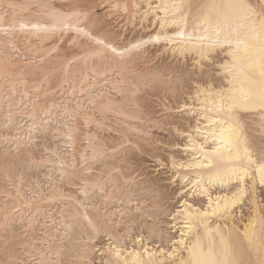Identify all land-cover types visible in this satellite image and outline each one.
<instances>
[{
  "label": "bare ground",
  "instance_id": "1",
  "mask_svg": "<svg viewBox=\"0 0 264 264\" xmlns=\"http://www.w3.org/2000/svg\"><path fill=\"white\" fill-rule=\"evenodd\" d=\"M72 1L61 7L55 0H0V146L10 145L12 151L26 146L31 151L32 138L41 131L61 139L60 146L43 147L49 154L45 158L37 160L27 152L29 163L50 168L44 189L31 179L34 183L23 190L19 172L12 174L18 180L5 173L16 181L9 178L10 191L2 181L7 191L1 185L0 225L6 232L10 229L6 242L22 238L18 244L23 250L17 254L10 243L7 247L13 251L5 255L12 264H264V207L258 194V189L264 191L259 171L264 165V33L260 17L249 18L245 7L259 12L264 0H98L107 18L123 16L124 31L151 30L152 42L159 44L157 57L167 55L181 63L189 58L202 72L203 65L220 56L214 63L216 82L188 79L191 87L179 102L160 104L166 118L176 115L182 121L166 123L182 141L168 146L166 164L157 160L178 188V206L161 210L154 204L162 196L156 190L153 207L148 206L169 213L162 221L165 230L160 221L141 227L134 213H144L138 206L149 181L122 174L113 159L123 143L139 150L147 143L136 97L141 88L163 85L161 92L174 94L183 82L174 89L178 80L165 79L171 70L163 73L162 68L144 66L146 72L137 71L134 62L145 58L141 43L127 50L126 43L116 45L106 35L100 38L104 44L83 40L102 18L85 0ZM225 17L228 27L221 25L217 34L214 26ZM70 32L74 51L69 57L58 42ZM237 38L246 41V51L236 49ZM241 89L248 99L240 98ZM110 117L120 127L122 141L107 149L90 128L103 131ZM104 145L109 155H104ZM8 147L0 157H6ZM94 160L102 162L98 167L104 171L97 168L101 172L93 175ZM136 195L141 197L132 200ZM93 198L99 199L94 203ZM16 224L23 235L14 233ZM101 234L107 239L99 245Z\"/></svg>",
  "mask_w": 264,
  "mask_h": 264
},
{
  "label": "rangeland",
  "instance_id": "2",
  "mask_svg": "<svg viewBox=\"0 0 264 264\" xmlns=\"http://www.w3.org/2000/svg\"><path fill=\"white\" fill-rule=\"evenodd\" d=\"M67 1L70 2V0H55V3L57 5L58 4L61 5V7L64 4L63 6L66 7L65 5L68 3ZM74 1H78V0H74ZM79 1H82V0H79ZM78 2H76V3H78ZM85 3H88L87 6H89L92 13L97 17H101L102 21H101V23H99V25L97 27L93 28L89 32L88 37H86L85 39L82 38L83 40H86L87 42H89V41L96 42L97 40H100L102 35H106L108 38H112L116 45L126 43L128 45L127 50H131L132 45L135 44L136 42L141 43L140 46L145 49V53H144L145 58L144 59H138L134 62V65L138 68L137 71L146 72L145 71L146 68L144 66H148L147 70L150 68L152 71L156 70V68H159V70H160V68H162L163 70H160V71L161 72L163 71V73H165V71L171 70L172 73L169 74V76H167L165 79L166 80L168 79L169 81L170 80H173V81L178 80L177 82H173L174 83V89H176L177 86H180V83H178V82H181V83L183 82L181 87H179L178 89L175 90L174 94L173 93L167 94L165 91L161 92L162 90L165 89L164 88L165 86H163V85L160 86V88L162 90L159 88V86L157 87V85L155 88H152L150 86H145V87L141 88L140 92L136 95V97H137V99L140 102L141 107H142V108H140L139 111H140L141 117L143 119L141 121V124L143 125L142 129L144 130V133H146V135H144V139H145V141H147V143L145 145L142 144V146L140 145V148H141L140 150H139V148H137V147H139L137 145H135V146H137L136 147L137 149H136L135 146L130 147L131 145L129 146L128 143L126 145H125V143H123L124 145H122V146L119 145L120 148L122 147L120 150H119V147L117 149H115V150H117V154H115V156L116 155L117 156H116V159H113V160H115L114 162H117L119 165L117 163L116 164L120 168H122V174H123V172H124V175H126L128 173V174L134 176L136 178V180H138L140 182L143 180L142 182L146 181V183H148L147 181H149V183L152 182L154 184V186H151L152 183L150 185L148 183V186L151 187V189H150L148 186H146V183H144L145 186L148 187L147 188L148 190H146V191L144 190L145 193L143 192L144 194L142 196V202H141L142 204L141 205L139 204V206H138V208H140L144 213L143 214H141V212H135L134 213L138 217L139 224H140V222L143 225L145 223V225L148 227L149 224L153 223V221L154 222L160 221L162 223V221L164 222L166 220V216H168L169 213L166 212V214L168 213L167 215L164 213L161 214L162 211H159L160 210L159 208L155 207L154 210H153V208L152 209L149 208V207H153L152 203L154 202V198L156 196V194H153L155 192L154 190H156L158 192L160 191L159 193H161L160 195H162L160 199H158L160 196L157 195L158 196V197L156 196L157 199L155 198L156 202H154V204L155 203L160 204V206L162 207L161 210L164 208H168V210L169 209L170 210L175 209L178 206L177 201H179L180 199L178 197V188L176 186H173L170 183V174L171 173L167 169H160V167L158 166L157 160H160L164 164H166L168 162L166 157L170 151L168 146H171L174 143H180L182 141L172 131V127L170 125H166V123L171 122V121L175 122V123H179L182 121L180 120L179 117H176V115L174 117H172L173 119H171V120L169 118H166L165 112H162V107L160 106V104L163 102L166 104L168 102L172 103L174 101L179 102L180 98L182 97L181 93L189 92V89L191 87V82H189L188 79L196 80L198 77H200V79H203V80L208 78V79H212L214 82H216L217 76H216V68L214 66V63H216V61L218 60V58H220V56L219 55L216 56L211 62L203 65L202 72H199L194 68L193 61L190 60L189 58L186 59V61L184 63H181V62L173 60L172 58L168 57L167 55L157 57L156 55H157V52L159 49V44H155L152 42L151 30L143 31V30H140L139 28H135V29L128 28L127 30L124 31V29L121 28V26H123V23H125V22H122L124 20L123 16H122V18L119 15H118L119 18H118V16H115V17L113 16L112 18H107L105 15V13H106L105 9H104L103 5H101L99 3L98 0H85ZM85 3L83 1L79 4H85ZM72 34L73 33L70 32L68 34V36L64 37L60 42H58L59 47L62 48L63 52L66 51L64 53H66V55L68 53V56L70 53L73 55V51H74L72 46L69 44V42H70L69 39H70V36ZM18 36H21V35L18 34ZM156 71H158V70H156ZM156 71H154V72H156ZM175 85H176V88H175ZM164 98H166V100H164ZM115 99H118L120 101L121 96L117 95L115 97ZM145 114L147 116H145ZM106 127H110V128L107 129ZM90 130L95 132L98 139L104 140L105 145H107V147L108 146L114 147L115 145L113 146V144L118 145V144H120L118 142L122 141V140H120L121 134H120V132H118V130H120V127L114 123L112 117H110L108 119V121L105 122V127H104L103 131L96 130L93 127H91ZM40 133H41V135L39 134V132H38V134L35 133L36 136H34V137H36V138H34V139L32 138V140H33V141L31 140L32 144L29 145L31 148V151H28L30 149H28V147L26 148V146H25V148L19 149V151L18 150L12 151L13 149H11V148L9 149V147H8L10 145L0 146V153H2V151L4 150V148H3L4 146L8 147V150H9L8 154L9 155L8 154L7 155L9 156V159L13 158L14 155L18 156V154L21 157L20 158L18 156L20 158L19 159L16 156V158L19 160H15L16 158L14 156V158H13L14 160L10 159L13 161L9 162L8 156L6 154H5L6 157L5 156L3 157L1 155L0 159H3L4 161L0 160V166L2 167L4 165L5 167L4 166L3 167L7 171L5 172L4 168H2L4 174H3L2 170L0 171V187H3L5 185L3 182H6V184L8 185V188H7V186H4L3 189L7 188L9 190V188H10V190H11V187H12L10 185V183H12L11 181L15 182L18 179L19 180L21 179L20 180L21 185H22L21 187L23 188V190L27 189L26 188L28 185L27 183H30V182L34 183V181H33L34 179L37 180L39 183H41L40 185L42 186L43 189L47 186V179L44 177V175L48 172V170L50 168L48 166L44 167L42 165L41 166H34V164H31V162L29 163L30 159L28 158L29 159L28 160L26 157H27L29 152L35 158H37V160L41 159L39 157L45 158L46 155L49 156L48 152L45 151L43 147H50L51 148L54 145L60 146V144L59 145H57V144L61 142V139L60 138L57 139L58 137H55V135L53 133H51L50 131L49 132L47 131V133L46 132L42 133V131H41ZM42 134H44V135L48 134V135L44 136ZM130 139L132 140L133 137L131 136ZM139 142H140V140H139ZM139 142H137V144ZM132 143H133V141H132ZM140 144H141V142H140ZM43 145H45V146H43ZM105 145H104L103 150H102L103 152H105L107 149L111 148V147L107 148ZM105 147L107 149H105ZM26 149H28V150H26ZM25 150H26V152H25ZM107 151H109V153H110V150H107ZM107 151L104 153L105 156L109 155ZM174 152H175V155L181 156V155H179L180 153L178 151L174 150ZM10 153H13V154L11 155ZM114 153H116V152L114 151ZM105 156H103V157H105ZM22 157H23V159L25 157V160H23ZM99 158H101V157H99ZM99 158H98V160H99ZM26 159L28 160V163L30 165H28V163L26 164V162H27ZM17 161L18 162L20 161L19 163H21V164H19ZM90 162H91L90 164H92L93 161H90ZM111 162H112V160H111ZM5 163H6V165H5ZM11 163H12V165L9 166V164H11ZM101 164H102V162H100V163H98L97 161L94 162V164L92 165L94 167V169L92 170L93 175L98 172L99 169H97V168H101V169H103L101 171H104V167H98ZM27 166L28 167L30 166L29 170H28ZM31 166H32V169L30 170ZM120 170L121 169H119V171ZM101 171H99V172H101ZM105 171H106V169H105ZM16 172H19L20 176H18L19 174H17ZM5 173L7 175L10 174L11 176H13L12 175L13 173L17 174L16 176H18L19 178L15 177V175H14L13 176V177H15L14 179L18 178L16 180H14L10 176L9 178H12V179L9 183L8 182L9 178H7L8 176L7 177L5 176ZM114 175H117L116 172L114 173ZM117 176H119V175H117ZM3 179H4V181H3ZM31 179H33V180H31ZM1 185H3V186H1ZM125 186L126 185H123V187H125ZM75 188L71 187L72 190L77 189V188L76 189ZM7 189L5 191H7ZM152 191H154V192H152ZM258 194H259V200H261L262 206L264 207V191L261 189H258ZM138 197L139 196L136 195V196L132 197L131 199L138 201ZM140 197H141V195H140ZM93 199H94L93 201L95 203V202H97V200L99 198L98 199L93 198ZM3 201H5L4 198H3L2 202ZM139 201H140V199H139ZM58 203L60 204V202H57V204L55 206L59 205ZM1 205L2 204L0 203V206ZM56 209L57 208H54L53 211L55 212ZM157 209H159L158 211L160 212L159 214H161L160 216H159V214H157L158 213V211H156ZM133 211L134 210H132V212ZM241 211H242V213H241L242 219H244L245 214H246V207H244ZM155 212H156V214H155ZM156 215L159 216V218H157V220L155 218ZM154 218H155V220H153ZM161 223H159V224L164 229L165 228L164 223H162V224ZM17 225L18 224L13 225V227H12L13 231L15 230L14 233L16 232L17 234L23 235L22 230L20 231L19 226H17ZM143 225L141 227H143V229L145 230L146 226L145 225L143 226ZM0 226L2 227V225H0ZM3 228H4V230H3ZM119 229H122V227H119ZM6 230H7L6 227L0 228V231H1L0 234L2 233L1 234L2 236H0V264H12V261L7 257L8 255L7 256L5 255V253H9V252H7V250L8 251L15 250L14 252H17V254H21L23 252V250H20L22 247L20 245V243H21L20 239H22V238H20V237H22V236H20V235L17 236L15 234L18 239L20 238L19 244H18L19 241H17V239H16V241H17V243H16L17 246H16V244H15L16 241L11 242V239H8V240H10L9 243H8V241L7 242L5 241L6 238H9L8 235L10 232V229H9V232L7 231L8 233L6 232ZM4 231H5V233H4ZM166 232H168V231H166ZM3 234H5V235H3ZM6 234H8V235L6 236ZM16 236L14 238H16ZM1 237H4V238H1ZM106 239L107 238H105L104 235L101 234L100 238H98L96 240V242H97V244L100 245V243ZM12 241H13V239H12ZM151 241L154 243L157 241V239L152 237ZM10 243H11V246H13V245L16 246V247L14 246V248L10 246L11 248H13V250L12 249L9 250L8 249L9 246L7 247V245H10ZM162 243L165 244L164 238H162ZM3 244H4V247H3ZM4 249L6 250V252ZM18 250H19V252L20 251H22V252L19 253ZM95 257H96V254L92 255V258H95ZM7 259H9L10 261ZM66 259H68V258H66ZM97 262L98 261L95 260V263H97ZM14 264H19V263L16 262Z\"/></svg>",
  "mask_w": 264,
  "mask_h": 264
},
{
  "label": "snow or ice",
  "instance_id": "3",
  "mask_svg": "<svg viewBox=\"0 0 264 264\" xmlns=\"http://www.w3.org/2000/svg\"><path fill=\"white\" fill-rule=\"evenodd\" d=\"M245 7L248 8V17H253V16H259L260 17V28H261V32L264 33V6H261V9L259 12H257L254 8H252L250 5H245ZM173 8L176 10V11H179V7L177 5H173ZM250 23H254L252 22L251 20L249 21ZM221 25H223L224 28H227L228 27V19L227 17H225L220 23H217L215 26H214V30L217 32V34H219V32L221 31ZM21 27H25V25H21ZM207 29H205L206 31ZM178 35L180 36H183L184 33L183 32H180L178 33ZM158 39V37H157ZM189 39H191V37H189ZM200 40H204L205 37H200L199 38ZM219 41H213V43H218ZM225 42H229L231 43V41H225ZM97 43L99 44H104V41L102 40H97ZM105 47H111V45H104ZM139 45H135L134 47H138ZM235 46H236V49L237 50H245L247 49V43L245 40H242L240 38H237L235 40ZM261 49L262 51H264V41H262V44H261ZM112 51L113 52H116L117 50L115 48H112ZM260 72H261V77L264 78V56H262V59H261V65H260ZM243 79L245 81H250V78L247 74H243ZM262 84H264V81H262ZM241 99H248L249 96L248 94H245L243 92V89H241ZM231 99H233V101L236 100V97H232ZM260 100L262 103H264V87H262V90H261V94H260ZM234 106V104L232 105ZM262 155H264V153H262ZM260 175H261V182L264 183V165H261L260 167Z\"/></svg>",
  "mask_w": 264,
  "mask_h": 264
}]
</instances>
